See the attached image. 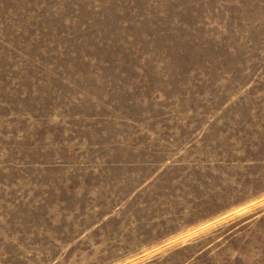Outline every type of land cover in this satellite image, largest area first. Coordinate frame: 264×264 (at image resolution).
I'll use <instances>...</instances> for the list:
<instances>
[{"label": "rangeland", "instance_id": "374dc122", "mask_svg": "<svg viewBox=\"0 0 264 264\" xmlns=\"http://www.w3.org/2000/svg\"><path fill=\"white\" fill-rule=\"evenodd\" d=\"M262 185L264 0H0V264H264Z\"/></svg>", "mask_w": 264, "mask_h": 264}, {"label": "snow or ice", "instance_id": "6c2138e0", "mask_svg": "<svg viewBox=\"0 0 264 264\" xmlns=\"http://www.w3.org/2000/svg\"><path fill=\"white\" fill-rule=\"evenodd\" d=\"M264 194V185L260 186L259 188H254L253 191L251 193H249V195H261ZM144 243H150L149 239H145Z\"/></svg>", "mask_w": 264, "mask_h": 264}]
</instances>
